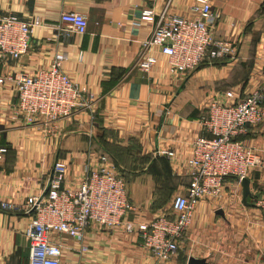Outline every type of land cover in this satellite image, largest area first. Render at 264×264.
<instances>
[{"label": "crops", "instance_id": "crops-1", "mask_svg": "<svg viewBox=\"0 0 264 264\" xmlns=\"http://www.w3.org/2000/svg\"><path fill=\"white\" fill-rule=\"evenodd\" d=\"M167 3L172 14L195 17L193 0H0V18L38 23L23 56L0 57V75H33L63 53L65 73L92 95L89 108L66 118L25 124L15 114L14 83L0 85V200L23 207L17 213L0 211V264H28L25 229L32 217L24 206L43 195L55 161L66 164L64 187L74 189L88 167L99 166L101 156L128 179L133 210L123 220L133 231L91 224L82 241L53 234L51 240L62 249L60 264H187L189 258L206 264H264V196L252 187L264 184V123L239 136L262 162L249 179L251 206L243 205L240 184L225 179L218 199L197 202L177 254L165 262L156 261L137 235L139 224L162 213L165 186H172L169 195L175 197L190 185L183 165L191 143L210 138L200 124L207 107L232 104L264 83V0H211L213 39L233 43V59L206 60L180 73L151 49L156 63L147 72L140 70L141 42ZM146 9L153 11V21L141 20ZM62 12L83 15L86 33L68 31L60 22ZM160 150L174 156H157Z\"/></svg>", "mask_w": 264, "mask_h": 264}, {"label": "built area", "instance_id": "built-area-1", "mask_svg": "<svg viewBox=\"0 0 264 264\" xmlns=\"http://www.w3.org/2000/svg\"><path fill=\"white\" fill-rule=\"evenodd\" d=\"M191 12L194 18H184L172 14L168 3L163 7L151 35L141 42L140 70L147 72L156 63V59L148 54L151 49H157L167 58L171 69L180 73L193 71L206 60L212 62L236 56L233 43L213 39L211 0H193ZM153 17V11L146 9L141 20L153 21ZM60 22L77 35L86 33L87 20L79 13L62 12ZM37 24L22 22L14 16L1 17L0 57L17 60L23 56ZM65 60V54L57 53L47 69L33 75H0V85L14 83L15 114L25 124L53 123L75 110L90 107L92 95L65 73ZM225 97L231 99L232 94L226 92ZM263 123L264 83L232 104L212 102L207 107L200 124L210 138L195 139L191 143V155L183 165L190 177V185L183 194L173 198L171 213H161L150 223L137 226L143 248L156 261L165 262L177 254L179 241L200 199H218L225 179L235 178L240 184L242 179H250L251 174L261 167L259 153L236 138L248 127ZM156 155L171 159L174 153L160 150ZM98 162V167H88L77 187L68 189L64 187L66 164L56 160L45 195L24 206V211L32 217L25 229L29 244L28 264H60L62 249L51 240L53 234H66L82 241L91 224L107 229L121 226L127 233L133 231V225L123 220L133 210L125 180L116 173L106 156H101ZM22 209L16 203L0 200V211L17 213Z\"/></svg>", "mask_w": 264, "mask_h": 264}, {"label": "rangeland", "instance_id": "rangeland-1", "mask_svg": "<svg viewBox=\"0 0 264 264\" xmlns=\"http://www.w3.org/2000/svg\"><path fill=\"white\" fill-rule=\"evenodd\" d=\"M253 174V173H252ZM252 174H251V178H252ZM231 179V181L234 183V184H238L237 183V180L235 179V178H230ZM253 187V190H254V192H256V194L259 196V197H261V196H264V184L263 185H261V186H252ZM171 188H172V186L171 185H169L168 187L167 186H165L164 188H163V196H161L162 198H161V200H160V203L159 204H161V206H162V213H171V211H170V204H171V202H172V200H173V198H174V195H169V194H167L166 192H167V190H171ZM165 192V193H164ZM238 194V193H237ZM167 195H169V197H167ZM256 202V201H255Z\"/></svg>", "mask_w": 264, "mask_h": 264}, {"label": "water", "instance_id": "water-1", "mask_svg": "<svg viewBox=\"0 0 264 264\" xmlns=\"http://www.w3.org/2000/svg\"><path fill=\"white\" fill-rule=\"evenodd\" d=\"M240 186L242 189V203H243V205L251 206L247 202V199L251 198L249 179H247V178L242 179L240 181ZM45 191H46V189H45ZM45 191H44L43 195L40 197V199L45 195ZM187 264H206V262H205V260H202V259L189 258Z\"/></svg>", "mask_w": 264, "mask_h": 264}, {"label": "trees", "instance_id": "trees-1", "mask_svg": "<svg viewBox=\"0 0 264 264\" xmlns=\"http://www.w3.org/2000/svg\"><path fill=\"white\" fill-rule=\"evenodd\" d=\"M239 136H240V135H239ZM239 136H237V138H236L237 141H240V140H239V139H240ZM121 177L125 180V182H128V179H127V178H124L123 176H121ZM171 189H172V188H171ZM169 191H170V190H168L166 193H167V194H170ZM162 196H163V195H162ZM167 197H169V195H167ZM161 198H162V197H161Z\"/></svg>", "mask_w": 264, "mask_h": 264}]
</instances>
